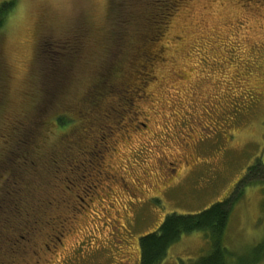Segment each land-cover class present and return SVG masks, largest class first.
<instances>
[{
    "label": "rangeland",
    "instance_id": "1",
    "mask_svg": "<svg viewBox=\"0 0 264 264\" xmlns=\"http://www.w3.org/2000/svg\"><path fill=\"white\" fill-rule=\"evenodd\" d=\"M10 2L0 127H31L36 143L12 149L0 129V264H139V237L166 215L222 201L264 166V0H183L151 45L129 29L134 0L63 16L31 0L0 6ZM81 112L78 130H55ZM91 121L102 131H87ZM263 207L260 188L245 186L231 208L222 243L237 263L259 260ZM210 251L201 233L183 235L160 264Z\"/></svg>",
    "mask_w": 264,
    "mask_h": 264
},
{
    "label": "trees",
    "instance_id": "2",
    "mask_svg": "<svg viewBox=\"0 0 264 264\" xmlns=\"http://www.w3.org/2000/svg\"><path fill=\"white\" fill-rule=\"evenodd\" d=\"M182 1L183 0H134L133 5H129V29H133L135 33L141 35V44L145 43L151 45L157 42L165 31L170 18L182 4ZM12 6L13 2L3 3L0 6V23ZM139 13L142 14L141 19L138 15ZM140 21L141 24L143 23V27L147 29L146 34H141L139 28L141 26L139 25ZM124 24L125 26L128 25L127 20ZM83 36L84 33L76 35L74 39H66L64 41L65 47H68V50L69 48L71 49L72 45L70 42L72 41H74V48H77L76 46L79 44L86 43L84 42L86 39L83 40ZM88 41H90V37ZM48 47H50V45ZM146 59L148 60V57H146ZM52 60L54 61V59ZM95 85H97V83H95ZM78 115L76 121L68 116L57 118L54 121V125H56L55 130L63 132H67L71 129L78 130V122L82 124V122L85 123V121H88L86 117L82 118V112ZM30 128L31 127H29L28 130H21L22 132H18L14 124L10 125L7 131L4 130L3 126L0 127L3 133L8 132L5 138V144L12 143L14 146L12 149H23L27 146V140L30 145L36 143V136H34L35 132L32 133ZM49 130L50 129L42 131L38 127L37 131L45 133ZM79 131L85 132V126L83 125L82 128L81 125ZM87 131H94V134H98V132L102 130L100 129L98 131L96 121H91L90 128ZM27 133H30L29 138H25ZM86 137L90 139L93 137V134H89ZM32 147H34V145H32ZM9 152L6 154L10 155ZM19 161L23 164L28 162L26 159L24 161L17 159V163ZM52 161L55 162V160ZM56 167L57 165H55L54 170L58 171ZM245 186L259 187L264 198V166L262 164L256 162L253 166L249 167L245 176L238 182L235 192L232 195L230 193L229 197L195 214L166 215L162 223L157 227V229H159L163 225L162 230L156 229L155 231L140 236L137 244L139 250V264H160L164 260L172 244L177 242L181 236L195 232L201 233L210 240L211 251L208 255L199 258L196 262L191 264H231L232 262L233 264H254L258 262L264 253V240L254 248L259 253V260L254 259L252 262L238 261L237 263L238 259H236L222 243L223 234L229 222L231 208L243 195ZM3 191H1L2 194ZM3 200L4 198L2 201ZM17 204L19 203H13L14 206ZM0 205L2 206V204ZM9 207H11V202L7 205V208ZM169 216H171L172 219L168 220L165 225V221ZM0 239H2V237Z\"/></svg>",
    "mask_w": 264,
    "mask_h": 264
},
{
    "label": "snow or ice",
    "instance_id": "3",
    "mask_svg": "<svg viewBox=\"0 0 264 264\" xmlns=\"http://www.w3.org/2000/svg\"><path fill=\"white\" fill-rule=\"evenodd\" d=\"M97 2L99 4H102L103 0H78L77 6L84 8L86 11H92L93 4ZM31 3L35 7L46 8L50 11L55 12H66L69 8L73 6V0H31ZM170 219H172L171 216L166 219L165 225ZM162 229L163 225L157 230Z\"/></svg>",
    "mask_w": 264,
    "mask_h": 264
},
{
    "label": "clouds",
    "instance_id": "4",
    "mask_svg": "<svg viewBox=\"0 0 264 264\" xmlns=\"http://www.w3.org/2000/svg\"><path fill=\"white\" fill-rule=\"evenodd\" d=\"M73 10H79V6H77L76 4H73V6L71 8H69L66 12H55V11H52L58 15H68L70 14Z\"/></svg>",
    "mask_w": 264,
    "mask_h": 264
}]
</instances>
